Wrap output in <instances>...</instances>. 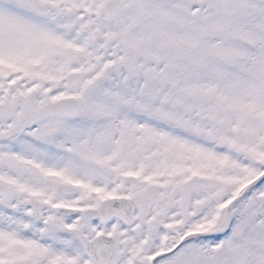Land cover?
I'll list each match as a JSON object with an SVG mask.
<instances>
[{
    "label": "snow or ice",
    "instance_id": "obj_1",
    "mask_svg": "<svg viewBox=\"0 0 264 264\" xmlns=\"http://www.w3.org/2000/svg\"><path fill=\"white\" fill-rule=\"evenodd\" d=\"M0 264H264V0H0Z\"/></svg>",
    "mask_w": 264,
    "mask_h": 264
}]
</instances>
